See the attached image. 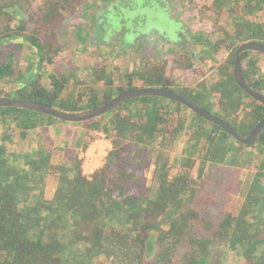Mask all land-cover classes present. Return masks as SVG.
<instances>
[{
	"label": "trees",
	"instance_id": "16d2710c",
	"mask_svg": "<svg viewBox=\"0 0 264 264\" xmlns=\"http://www.w3.org/2000/svg\"><path fill=\"white\" fill-rule=\"evenodd\" d=\"M113 1L98 21L110 15L115 27H109V34L93 35L104 46L107 40L112 42V34H119L118 42L125 46L129 34L133 38L144 36L151 26V33L158 26L169 30L177 26L168 16L167 0ZM188 2L201 31L195 33L192 27L191 45H179L187 51L171 56L173 62L184 80L191 75L195 83L202 82L206 73L200 70L201 63L206 58L217 60L226 50L228 58L217 62L216 68L227 80L219 84L228 81L236 88L233 96L227 90L196 95L190 91L185 96L249 136L264 118V104L238 86L234 66L241 45L264 43V22L258 18L264 0H213L212 6L200 4L201 0ZM61 4L67 8L69 0H43L42 4L0 0V84L24 77L23 73L18 77L14 64L8 62L22 48L14 42L24 40L31 46L29 70L39 63L36 78L25 84L28 88L16 89L10 97L82 112L136 89L134 81L141 74L127 70L116 85L114 70L106 68L103 73L102 64L93 68L91 83L79 80L72 85L68 78L51 75L50 87L45 84L43 65L54 61L46 41L58 20L51 12ZM17 16L23 19L17 22ZM179 33L171 39H180ZM193 48L200 49L198 55ZM256 54L263 55L245 52L243 63L248 83L258 91L264 90V74ZM164 63L168 66L169 61ZM156 76V84L174 91L165 70ZM216 107L223 114L216 113ZM67 124L32 110L0 107V264H67V244H84L89 259L99 258L97 264H225L224 247L243 256L246 264H264V132L254 144L245 145L181 103L144 97L79 124L84 130L67 143V161L53 166V142L46 144L44 137L51 127ZM100 133L107 135L113 149L105 165L88 177L79 148L87 150ZM199 159L203 166L195 175ZM253 165L257 170L247 181L242 172ZM50 172L58 174L60 182L53 200L40 199L23 208L18 190L29 188L23 181L42 182ZM44 210L55 213V218L45 222ZM75 263V258L68 262Z\"/></svg>",
	"mask_w": 264,
	"mask_h": 264
},
{
	"label": "rangeland",
	"instance_id": "374dc122",
	"mask_svg": "<svg viewBox=\"0 0 264 264\" xmlns=\"http://www.w3.org/2000/svg\"><path fill=\"white\" fill-rule=\"evenodd\" d=\"M35 1L41 4L43 2V0ZM86 1L69 0V5L67 6V8H64L65 5L63 7V4H61L58 8L53 9L51 12L54 13L55 16H58V20L54 28L52 29V35H50L46 41L48 42V46L52 48L51 52H49V56L54 57V61L52 64L46 61L43 65L44 69L46 68L44 70V82L47 86L50 87L51 75L68 78L72 82V85L79 82V80H84L87 81V83H91L94 79V75L92 72L93 68H96L102 64L103 66H105V70H103V73L107 72L108 68L109 72L114 70L113 78L116 85H119L121 83L122 79H124L123 77L125 76V73L127 74L128 70L129 72H132L134 74L139 73L141 74V76H144L143 79H141V76L137 78L138 80L135 79L134 85L137 86V88L162 87L156 84V75L157 73L165 70L174 82L172 86L173 90L178 93L190 95L193 91L195 92L194 95H196L198 92L213 90L212 92H214V94H221V92L227 90V93H229L230 96H233V92L235 91L236 87L229 85L228 81L227 83L223 84L224 86L220 87V84L217 82V79H219V77L216 75V72H218L216 67L220 65L217 62L222 63L224 60H226L229 56L228 51H221V55L217 60L213 58H206V60L201 63L200 70L206 73V77L202 82L195 83L196 81L191 75H187L186 77L189 78L185 80L189 81H185L184 73L180 70L177 64L173 62L171 56L178 52L183 55V50L186 47H180L176 42H174V40L171 39L169 34H164L163 31H161L163 29H161L160 26H155L157 27V29L152 33L150 32V30L152 31L154 27H149L148 32L144 36L142 35L144 33H142L141 36L138 37L136 34L133 38L130 37L132 36L131 34L127 35V40L124 41L128 44L125 46L122 43L118 42L117 38L119 34H116V36L112 34L111 36L113 37H111V41H114V43H109V40H107L108 46H104L102 43H100V39L94 38L93 35L99 34V36H101L104 34H109V27H115L110 15L106 16L104 21H101V23H99L98 21V16L104 14L107 10H109L114 1ZM122 2H124V0H122ZM166 3L169 4H167L166 6L169 11L168 16H171L172 19L176 21L177 26L179 24L184 28L183 31L179 29L180 33L182 31L185 33V35L187 33L190 36L194 37L192 32H190L192 30V27L194 28L195 33H200L201 29L199 28L198 24L199 20H196L194 16H192L194 9L192 8L191 2H188V0H167ZM212 3L213 0H201L200 4H208L212 6ZM162 4L165 5V1H162ZM86 5L88 6L87 9ZM17 17V22L23 19L20 16ZM258 18L260 21L264 22V10L260 11ZM30 21H32V19H30ZM29 24L32 23L30 22ZM114 32L116 33L118 31L115 30ZM132 32L134 31L132 30ZM163 34L166 36H164ZM186 39V42L182 41V44L189 45L191 40L190 38ZM26 43L27 42H25L24 40L14 42V44H22V48L20 49V51H18L17 56L14 60H9L10 58L5 57L6 61L9 60L8 62L11 61L10 63L14 64L13 67L17 69L16 75H18L19 77V75L23 73L24 78L29 74L28 71L32 62L31 53L33 52L31 46L27 45ZM10 48H14V45H11ZM191 50L195 51V53L197 51H200V49L194 50V48ZM254 56H259V58L262 59V63H259H261L260 69L264 74V55L256 54ZM166 60L169 61L168 66H166L164 63ZM214 75L216 78H210V76L212 77ZM206 78H210L212 82H209ZM220 79L222 80V77H220ZM20 80H22V78L17 80L15 83L17 84ZM6 84L8 83H1V85ZM211 85L215 86L212 87ZM258 92L264 94V90H258ZM242 97L245 101H250V99L243 93ZM215 112L222 113L224 111L221 110V107H216ZM83 130L84 129H82L79 124L74 123L67 124L65 128H63L61 125L50 128L44 139L46 144H49V140L53 142V166L62 165L67 161V143H71L73 140L79 137ZM1 136L2 135L0 131V140ZM112 149L113 144L111 140L108 139L107 135L101 133L98 134V139L92 142L87 150L85 149V147L79 148V158L84 160V172L86 174H91L94 173L97 169L104 166L106 163V158L112 151ZM201 166H203L202 160L199 159L198 164L196 165L197 169L194 171L195 175L198 174L197 170ZM205 170L206 171L204 175H207L209 170L208 165H205ZM256 170L257 169L254 168V165L253 167H251V170H243L242 178H246L245 180L250 181L253 176V171ZM23 182L26 186L29 187L28 191L26 192L18 190L21 206L23 208H25V205L28 207L30 205L33 206L40 199H44L47 201L53 200L60 185L59 175L54 172H50L48 177L42 182L33 181L31 179L24 180ZM262 183L264 184V179H262ZM30 213L34 215V212ZM43 213L45 222L51 221L53 218H55L54 216L56 215L55 213L46 214V210H44ZM67 245L68 246L65 258L67 264L70 260H74V258L76 260L75 264H80L81 261L88 262L87 264H97L99 258L94 257L93 259H89V257L84 252V244ZM224 248L225 264H246L243 256L239 255L237 252L229 250V248L227 247Z\"/></svg>",
	"mask_w": 264,
	"mask_h": 264
},
{
	"label": "water",
	"instance_id": "95a60500",
	"mask_svg": "<svg viewBox=\"0 0 264 264\" xmlns=\"http://www.w3.org/2000/svg\"><path fill=\"white\" fill-rule=\"evenodd\" d=\"M248 51L258 52L264 55V43L248 42L239 47V49L236 52L234 76L238 86L245 93H247L254 100L264 104V94L252 88L245 76L243 54ZM38 65L39 63L36 64L34 69L25 78L20 80L17 84L15 83L14 85H25L28 82L34 80L37 76ZM14 89H19V88H14ZM144 97H160L181 103L182 105L189 108L191 111L201 116L204 120L216 126H219L220 128L229 132L236 140H238L239 142L245 145L254 144L257 140L260 139L261 135L264 132V118L257 124V126L254 128V130L249 136H242L231 123L224 120L222 117L204 109L200 104L195 102L193 99L189 98L188 96L174 92L172 90L165 89L163 87L131 89L121 93L113 100H111L109 103L82 112H67L41 102L24 100L19 98L4 97L1 95H0V107L28 109L34 112L50 115L64 122L81 124L91 120L98 119L120 108L123 104L127 103L128 101L144 98Z\"/></svg>",
	"mask_w": 264,
	"mask_h": 264
},
{
	"label": "flooded vegetation",
	"instance_id": "af4514ba",
	"mask_svg": "<svg viewBox=\"0 0 264 264\" xmlns=\"http://www.w3.org/2000/svg\"><path fill=\"white\" fill-rule=\"evenodd\" d=\"M174 26V28H172L171 30H169V29H167V27H165L163 30H161V31H163V33L164 34H169V36L170 37H172V35H174L175 34V32L177 31V30H179L178 28V26H175V25H173ZM182 32V31H181ZM163 34V35H164ZM164 36H166V35H164ZM162 37V36H161ZM0 44H1V42H0ZM5 44V43H4ZM3 44V46H7L8 45V43H6L5 45ZM27 45H29V44H27ZM3 46L1 47V48H3ZM9 54V52H7V55ZM6 55V56H7ZM33 70V69H32ZM32 70H29L28 71V73H30ZM216 75L219 77V79H217V82L218 83H220V82H222L223 80L224 81H226L227 79H226V77L225 76H223L219 71L218 72H216ZM213 77H215V75L214 76H210V78H212L213 79ZM220 77H222V80L220 79ZM24 78V77H23ZM22 78V79H23ZM210 78L208 79V78H206V79H208V81L210 82L211 80H210ZM216 78V77H215ZM223 81V82H224ZM16 82V81H15ZM15 82H10V83H8V84H6V85H1L0 84V88H1V90H3L4 91V94H3V96L4 97H10V95H11V92H13L14 90H16V89H14V88H28L26 85H14V83ZM212 82V81H211ZM212 87L213 86H215V85H211ZM251 86V85H250ZM252 88H256V87H253V86H251ZM6 88H10V89H6ZM11 88H13V89H11ZM10 98H14V97H10Z\"/></svg>",
	"mask_w": 264,
	"mask_h": 264
},
{
	"label": "crops",
	"instance_id": "0c3cea01",
	"mask_svg": "<svg viewBox=\"0 0 264 264\" xmlns=\"http://www.w3.org/2000/svg\"><path fill=\"white\" fill-rule=\"evenodd\" d=\"M174 22H176L175 20H173ZM178 29H181L182 31H183V26H180ZM185 36H187L186 38H189L190 37V35H187V33H186V35H185V33L184 32H181V33H179V37H181L180 39H174V42H176L178 45H181L183 42L182 41H184V40H182ZM189 36V37H188ZM190 38H192V37H190ZM186 49V51H187V48H185ZM195 50V49H194ZM196 50H199V49H196ZM192 52H194L195 53V51H192ZM195 54H199V51H197ZM197 55H195V56H197Z\"/></svg>",
	"mask_w": 264,
	"mask_h": 264
},
{
	"label": "built area",
	"instance_id": "2783aa9c",
	"mask_svg": "<svg viewBox=\"0 0 264 264\" xmlns=\"http://www.w3.org/2000/svg\"><path fill=\"white\" fill-rule=\"evenodd\" d=\"M84 174H85L86 176L90 177L93 173H91V174H86V173L84 172Z\"/></svg>",
	"mask_w": 264,
	"mask_h": 264
}]
</instances>
